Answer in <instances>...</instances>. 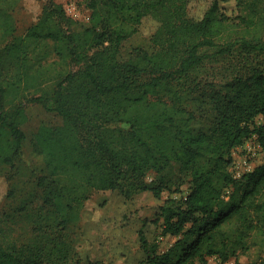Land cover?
<instances>
[{
    "label": "trees",
    "instance_id": "trees-1",
    "mask_svg": "<svg viewBox=\"0 0 264 264\" xmlns=\"http://www.w3.org/2000/svg\"><path fill=\"white\" fill-rule=\"evenodd\" d=\"M187 1L89 0V23L76 22L80 27L69 30L61 6L47 0L25 33L0 49V164L5 165L15 163L25 134L15 120L19 106L4 109L1 95L28 84L30 48L49 39L59 57L81 63L65 71L49 93L27 99L42 102L62 119L56 125L40 124L32 136L33 150L43 162L34 180L43 191L39 209L48 212L52 264L65 262L69 254L55 229L72 220L91 190H118L125 197L149 190L159 196L164 185H148L145 177L172 160L190 170L187 188L176 189L181 195L167 196L159 205L158 234L148 239L139 229L145 257L136 264H205L209 256L226 261L251 246H264V162L239 176L228 170L232 149L253 134L264 146V130L253 123L264 114L263 70L248 66L244 75L233 72L226 90L216 89L211 77L200 80L212 85L205 94L214 118L205 129L193 127L196 115L187 108L198 98L196 85L180 84L210 59L233 52L264 56V42L213 41L211 36L229 19L220 4L224 0H212L195 20L186 14ZM234 8L245 10L236 15L241 22L264 24V0H235ZM11 10L9 0L0 2V26L7 34L15 30ZM146 15L160 22L153 40L160 44L161 35L165 45L120 59V42L137 31ZM13 194L11 188L6 196ZM167 238L172 241L161 248ZM44 246L0 245V264H40Z\"/></svg>",
    "mask_w": 264,
    "mask_h": 264
},
{
    "label": "rangeland",
    "instance_id": "rangeland-1",
    "mask_svg": "<svg viewBox=\"0 0 264 264\" xmlns=\"http://www.w3.org/2000/svg\"><path fill=\"white\" fill-rule=\"evenodd\" d=\"M47 0H9L12 5L11 15L15 27L14 35L7 34L0 26V49L7 43L10 44L12 36L23 35L27 27L34 23L40 15L42 4ZM88 1L85 0L86 7ZM212 0H188L186 14L192 19H200L207 10ZM6 3V0H0ZM228 20L222 25L221 31L213 34L211 39L217 43L228 40L247 38L264 42V24L243 23L236 15H243L242 8L232 9L235 0L220 1ZM6 6V4H4ZM98 7L103 8L98 1ZM66 16V15H65ZM67 29H78L80 25L66 16L64 21ZM160 22L152 15H146L138 25L137 31L122 40L119 45L118 56L127 59L143 49L147 52H156L165 39L160 35V44L153 40L159 29ZM161 34V33H160ZM1 53V51H0ZM36 54L40 57L36 59ZM29 63L28 84H21L20 90L2 94L4 109L12 110L19 106L15 116L18 126L25 134L21 145V153L12 165L0 164V245L5 247L9 243L19 245L22 242L46 245L45 255L40 264H52L53 254H48V240L50 229H45L49 223L46 209H39L42 202L43 191L36 186L34 176L39 175L43 166L42 158L35 153L32 147V136L40 124L56 125L61 123V116L55 111L46 110L42 102L29 101L30 97L49 93L60 76L69 69L78 68L81 63L70 58L59 57L54 49L52 40L40 41L38 46L28 51ZM258 67L264 73V56L251 52H233L231 55L219 56L210 59L197 71L190 74L188 79H181L180 84L187 83L194 87L198 98L187 104V108L195 112L193 127L205 129L214 118V111L209 93L212 85H207L200 80L211 77L215 88L225 90L232 81L231 74L238 71L240 75L246 69ZM12 70L8 73L10 76ZM27 73V72H26ZM254 125L261 126L264 130V114L254 118ZM232 163L228 170L236 175L247 171L264 162V146L258 139L257 133L246 139L241 146L231 151ZM190 179V170L183 162L176 160L161 171H150L145 177L148 185H164L159 196H154L149 190L141 191L130 197H125L118 190H91L77 209L72 220L62 229H55L63 245L68 246V258L59 264H86L88 261H97L104 264H136L145 257L139 241V229L144 228L146 237L151 239L160 232L157 219L158 207L167 196L178 197L185 191ZM14 189L11 197L6 196L9 189ZM184 192H182L183 194ZM42 224V230L38 225ZM46 231V233H43ZM161 237L158 236V240ZM172 238L164 240L161 248L168 246ZM192 264H203L195 261ZM205 264H264V246H251L244 252L221 261L216 256L207 257Z\"/></svg>",
    "mask_w": 264,
    "mask_h": 264
},
{
    "label": "built area",
    "instance_id": "built-area-1",
    "mask_svg": "<svg viewBox=\"0 0 264 264\" xmlns=\"http://www.w3.org/2000/svg\"><path fill=\"white\" fill-rule=\"evenodd\" d=\"M61 6L64 14L75 22L87 24L90 21V10L85 5V0H53ZM237 173L235 176H239Z\"/></svg>",
    "mask_w": 264,
    "mask_h": 264
}]
</instances>
